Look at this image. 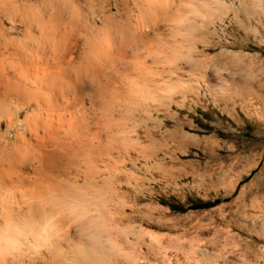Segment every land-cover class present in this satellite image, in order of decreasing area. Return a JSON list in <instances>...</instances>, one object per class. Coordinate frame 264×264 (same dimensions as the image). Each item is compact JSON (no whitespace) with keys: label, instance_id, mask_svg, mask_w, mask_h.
I'll return each instance as SVG.
<instances>
[{"label":"bare ground","instance_id":"6f19581e","mask_svg":"<svg viewBox=\"0 0 264 264\" xmlns=\"http://www.w3.org/2000/svg\"><path fill=\"white\" fill-rule=\"evenodd\" d=\"M253 2L0 0V119L5 118L0 122V233L11 239L0 246V264H105L117 257V235L133 233L134 227L119 225L110 210L103 211L102 183L98 189L89 179L66 185L67 167L82 159L89 168L112 149L104 143L109 125L101 126L98 119L108 124L113 104L135 101V80L141 90H157L156 74L133 68L131 61L146 63L148 56L152 64L159 61L155 34L163 33V25L172 24V38L161 44L183 49L185 42L195 45L207 38L188 16H202L204 24L220 12L246 19ZM124 79H130L128 85ZM181 136L180 146L186 137ZM91 167L83 171L92 174ZM75 204L102 213L110 231L93 237L88 223L73 215Z\"/></svg>","mask_w":264,"mask_h":264},{"label":"rangeland","instance_id":"374dc122","mask_svg":"<svg viewBox=\"0 0 264 264\" xmlns=\"http://www.w3.org/2000/svg\"><path fill=\"white\" fill-rule=\"evenodd\" d=\"M262 2L254 0L246 19L220 12L204 24V17L188 16L207 38L185 42L183 49L161 44L172 38V24L163 25V33L155 34L159 61H131L133 68L156 74L157 90H141L135 80V101L113 104L108 124L98 119L109 125L104 143L112 151L89 163L94 174L85 175L82 159L67 167L66 185L88 179L96 189L104 185L103 211L121 226L144 230L146 239L138 236L141 230L118 234L122 252L105 264H264Z\"/></svg>","mask_w":264,"mask_h":264},{"label":"clouds","instance_id":"9594fccd","mask_svg":"<svg viewBox=\"0 0 264 264\" xmlns=\"http://www.w3.org/2000/svg\"><path fill=\"white\" fill-rule=\"evenodd\" d=\"M79 221L87 222L90 234L93 237L106 235L110 231L108 220L98 210H92L89 207L81 204H75L71 209ZM6 243H11V239L0 233V246Z\"/></svg>","mask_w":264,"mask_h":264}]
</instances>
